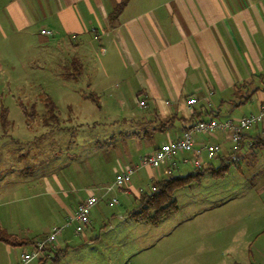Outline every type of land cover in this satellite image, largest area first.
Returning <instances> with one entry per match:
<instances>
[{
	"label": "crops",
	"instance_id": "1",
	"mask_svg": "<svg viewBox=\"0 0 264 264\" xmlns=\"http://www.w3.org/2000/svg\"><path fill=\"white\" fill-rule=\"evenodd\" d=\"M120 2L0 0V64L9 66L4 77L17 76L28 81L36 71L14 68L32 66L28 61L31 52L37 49L39 58L48 61L46 66L52 64L50 68L55 69L45 72L46 75L60 77L62 81L84 79L91 88L89 95L97 99V108L105 112L109 124L117 122L113 124L115 129L109 125L111 129L103 134L91 135L93 146L105 140L120 150L128 164H136L141 154L174 138L199 118L225 119L259 110L264 103V0H127L120 13L112 17ZM46 29L52 30L53 35L42 33ZM20 51L27 54L20 55ZM33 65L41 66L40 62ZM107 80L113 85H107ZM36 81L43 83L41 79ZM191 97L195 98L193 104L188 103ZM138 99H145L148 106H140ZM44 127L45 132L51 130L58 135L64 126ZM25 131L32 132L31 127ZM37 135L31 134L33 138ZM204 138L219 142L223 155L230 153L231 143L223 134L197 136L198 141ZM100 151L96 153L100 155ZM225 159L208 160L204 167L231 165ZM11 162L8 159L5 163L7 171H0V224L8 232L32 242L10 245L0 241V247L10 252L9 264H17L21 252L31 247L35 239L67 220L88 196L79 190L89 189L90 193L101 190V195L103 187L114 180H102V172L95 175L88 165L85 174L76 175V188L72 187V195L67 194L71 198L65 202V209L55 208L44 197L37 204L41 216L26 203V192L33 186L40 190L43 186L44 192H52L46 179L53 178L45 172L26 171L23 168L27 164L12 171ZM38 163L33 160L28 166ZM253 163L259 164L264 173V121L248 128L242 138V157L237 165L242 168ZM185 165L190 167L187 172L193 169L179 157L175 164L163 166L164 172L185 174L181 173ZM114 170L117 172L116 167ZM53 175L63 189L62 173L59 178L56 172ZM149 177L150 183L147 176L138 175V185L146 182L152 186L160 179L151 174ZM139 188L144 190L141 185ZM129 191L126 195L139 193L132 182ZM110 193L105 196L109 204L114 197ZM128 202L131 206L126 207V214L118 216L132 223L128 211L135 202L131 196ZM100 209L107 216L105 208ZM258 217L262 219L257 218L240 232L244 241L251 237L257 240L256 250L251 246L244 249L246 254L235 259L234 264H264V217ZM92 223L87 227H92ZM63 240L66 243L63 257L82 249L68 232ZM93 240L91 245L96 242ZM56 249H63L60 241L37 264H44Z\"/></svg>",
	"mask_w": 264,
	"mask_h": 264
},
{
	"label": "rangeland",
	"instance_id": "2",
	"mask_svg": "<svg viewBox=\"0 0 264 264\" xmlns=\"http://www.w3.org/2000/svg\"><path fill=\"white\" fill-rule=\"evenodd\" d=\"M18 54L26 55L27 52L20 51ZM31 54L28 63L32 66L14 68L29 73L36 71L28 81L17 76L4 77L9 66L0 64V114L3 107L7 108L9 120L8 125H2L0 115V171L9 169L5 165L9 159L12 171H19L27 164L23 168L26 171L45 172L53 178L46 179L52 192H44L43 186L41 190L33 186L26 192L28 198H24L42 216V211L37 209L39 200L46 197L55 208L65 209L64 205L71 198L67 194L72 195V187L76 188V175L85 174L88 165L95 175L102 172V180L111 181L116 175L114 167L119 170L129 162L116 146L105 140L93 146L91 135H101L114 128L113 124L117 122L109 124L105 112L97 108V99L89 95L91 88L88 83L84 79L62 81L60 77L46 75L45 72L55 70L50 68L52 64L46 66L48 61L39 58L37 49ZM23 60L27 62L26 58ZM39 62L41 66L33 65ZM35 79H41L43 83ZM110 80H107V85L112 84ZM47 95L57 105V118L48 111ZM20 103L34 114H25ZM119 122L121 124L123 120ZM44 125L64 127L55 135L51 130L45 132ZM109 125L112 127L109 128ZM28 126L32 132L25 131ZM32 133L38 134L37 138H33ZM97 150H101L100 155ZM27 152H30L29 156ZM29 160L39 163L29 167ZM230 163L224 175L215 177L207 172L200 180L176 189L174 197L178 210L156 225L142 221L130 223L119 217V213L126 214V207L131 206L128 197L133 198V194L126 195L124 188H115L110 196L116 197L118 202L109 204L105 202L107 197L101 199L91 211L92 227L86 226L82 233H76L74 225H70L60 234L58 240L61 247L66 245L63 235L68 232L82 249L71 251L57 261L48 259L44 264H234L235 259L244 257V249L251 246L255 251L258 245L252 237L244 241L240 232L257 218L262 219L258 215L264 217V173L259 164H244L240 168L238 162ZM183 168L181 173L190 169L189 165ZM164 170V167H143L135 173L131 182L137 191L140 185L148 191L152 186H147L146 182L138 185V175L147 176L150 183L149 174L161 178L167 175ZM55 172L57 175L62 173L63 189L53 175ZM55 191L56 194L53 193ZM100 191L92 193L99 195ZM79 193L89 195L90 191L79 190ZM220 201H224L223 204L216 206ZM100 208H105L107 216ZM64 215L65 212L61 217ZM46 227L48 229L49 224ZM91 239L96 241L93 245ZM4 248L0 247V263L9 264L10 252ZM37 260L32 264H37Z\"/></svg>",
	"mask_w": 264,
	"mask_h": 264
},
{
	"label": "built area",
	"instance_id": "3",
	"mask_svg": "<svg viewBox=\"0 0 264 264\" xmlns=\"http://www.w3.org/2000/svg\"><path fill=\"white\" fill-rule=\"evenodd\" d=\"M42 33L53 35L52 30L49 29L43 30ZM138 103L144 108L148 106L145 99H138ZM188 103H195V98H189ZM262 121H264V103L260 105L256 113L230 116L225 119L218 117L197 119L174 138L162 142L152 151L141 154L136 164L123 165L117 170L113 182L103 187L101 195L90 193L80 201L64 223L54 226L46 235L35 239L31 247L23 250L17 264H32L35 260L47 255L50 250L56 248L60 234L70 225H74L76 233H82L91 221L93 207L115 188H125V192L130 193L129 186L132 178L136 171L143 167L170 166L175 164L179 157L196 169L204 167L208 160L221 157L223 159L228 157L225 159L228 162H238L242 157V138L245 132ZM211 133L223 134L231 143V150L227 156L222 154V146L219 142L205 140V138L203 141L197 140V136H206ZM142 191L143 188L138 189V192ZM111 201L118 202V199L112 197Z\"/></svg>",
	"mask_w": 264,
	"mask_h": 264
},
{
	"label": "trees",
	"instance_id": "4",
	"mask_svg": "<svg viewBox=\"0 0 264 264\" xmlns=\"http://www.w3.org/2000/svg\"><path fill=\"white\" fill-rule=\"evenodd\" d=\"M126 2L127 0H121L112 14V17L120 13ZM45 100L48 111H51L52 115L57 118V105L49 95L46 96ZM20 104L25 114L29 116L34 114V111L30 113L22 103ZM0 115L2 116V125H8V109L3 107ZM256 143L257 141L254 142V145ZM226 164H220L219 166L209 164L208 166L202 167L200 169L193 168L191 171L185 174L170 173L165 177L157 179L153 183L150 190H143L142 192H139L133 196L135 205L128 211V216L136 222L142 221L153 225L159 224L165 218L175 213L179 208L177 200L174 197V192L176 189L185 187L191 184L193 181L200 180V178L207 172L215 177L224 175L229 170L230 166L229 164ZM0 241L10 245H19L32 242L31 240L20 238L17 235L8 232L1 224ZM65 253V248L56 249L53 251L51 257H47L51 260L57 261L61 256L65 255Z\"/></svg>",
	"mask_w": 264,
	"mask_h": 264
}]
</instances>
